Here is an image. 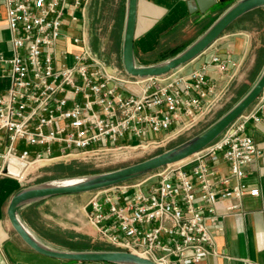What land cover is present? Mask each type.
<instances>
[{"label": "built area", "instance_id": "2783aa9c", "mask_svg": "<svg viewBox=\"0 0 264 264\" xmlns=\"http://www.w3.org/2000/svg\"><path fill=\"white\" fill-rule=\"evenodd\" d=\"M215 1L232 5L240 0ZM87 4L0 0V21L11 31L12 53L0 55L11 80L0 92V178L24 182L43 163L131 147L152 134L163 132V142L226 96L228 85L219 88L215 81L237 65L231 54H216L189 74L132 77L91 46ZM70 27L80 35L64 31ZM61 40L65 46L59 48ZM210 67L217 80L208 76ZM250 125L264 129V88L248 110L193 157L140 181L92 192L83 211L95 239L156 264H197L216 254L214 234L223 229L217 203L260 195L259 188L244 182L262 153L247 133ZM222 162L227 173L219 168Z\"/></svg>", "mask_w": 264, "mask_h": 264}, {"label": "crops", "instance_id": "0c3cea01", "mask_svg": "<svg viewBox=\"0 0 264 264\" xmlns=\"http://www.w3.org/2000/svg\"><path fill=\"white\" fill-rule=\"evenodd\" d=\"M261 8L264 9V7ZM172 11L176 12L175 16L169 18ZM220 14L221 11L215 7L206 14H201L198 11L190 13L187 1L182 0H138L134 40L137 62L141 65L161 62L158 61L161 54L158 53V49L163 42L162 37L175 25L186 20V25L182 30L185 33L199 19L202 18L203 24H206ZM121 41L123 44V34ZM262 47H264L263 44L260 45L259 49ZM249 49L250 39L248 35L239 31H225L206 51L171 73L189 74L204 64H209L216 54L223 58L227 54H231L237 65L230 67L228 75L223 80L215 81L219 88L225 84L230 88L231 81L240 73ZM0 55L5 57L12 55L11 31L4 21H0ZM263 70L264 66L258 78ZM8 71L9 65L0 63V92H4L10 87L11 80ZM208 76L217 80L218 75L213 67L208 69ZM247 133L253 136L262 153L248 168L244 182L250 188H259L260 195L257 197L245 195L240 201L231 198L220 200L217 203L216 211L223 229L214 234L213 250L216 254L208 256L197 264H264V129L250 125ZM219 168L225 173L228 172V166L225 162L220 163ZM154 180L152 179L146 184H150ZM23 187H26L23 182L16 179L5 176L0 178V264H73L69 263L71 261H62L35 252L13 229L7 215V207L12 195ZM85 194L87 193L51 197L36 208L43 218H51L62 230L88 236L89 234L93 235L94 231L83 211L84 205L89 201H83ZM235 204L240 206L235 210H229V207ZM40 206H43L44 209H40ZM52 208L56 213L53 212ZM52 215L58 220L53 219ZM77 264L88 263L78 262Z\"/></svg>", "mask_w": 264, "mask_h": 264}, {"label": "water", "instance_id": "95a60500", "mask_svg": "<svg viewBox=\"0 0 264 264\" xmlns=\"http://www.w3.org/2000/svg\"><path fill=\"white\" fill-rule=\"evenodd\" d=\"M215 0H189V12L206 14ZM264 0H240L224 11L212 25L183 51L164 61L141 65L134 51L138 0L126 1L122 44V65L132 77H156L171 73L206 51L238 19L257 8ZM264 88V70L252 88L226 113L194 137L146 160L98 174L56 179L17 190L11 197L7 215L19 237L35 252L62 261L79 263L156 264L150 259L120 250L68 251L40 239L21 219L20 211L36 202L61 195L92 193L148 176L169 165L183 162L209 146L256 101Z\"/></svg>", "mask_w": 264, "mask_h": 264}, {"label": "rangeland", "instance_id": "374dc122", "mask_svg": "<svg viewBox=\"0 0 264 264\" xmlns=\"http://www.w3.org/2000/svg\"><path fill=\"white\" fill-rule=\"evenodd\" d=\"M120 2L121 0H88L85 14L86 24L89 29L91 46L93 47L94 43H96L99 46L98 49H101L102 52H106L110 55L109 60H113L115 64H117L124 70L122 65V43L119 46L117 45V42H115V36H117L116 33L118 34L119 31H121L120 27L117 24ZM230 4L231 2L217 3L215 5V8L219 9L222 12ZM175 13V11H172L169 15V18L175 16ZM67 22L69 23L70 20H67ZM209 23L210 22H208V24ZM124 24L125 20L123 22V25L121 26L122 34ZM200 27L201 26L195 24L193 27L188 28L182 35L178 34L175 39L170 41L169 47L178 48L182 47L187 42H191L192 40L197 38L198 33L202 32L205 28V26L201 27V29ZM64 31L68 34L70 33L72 35H80V33L76 29L74 30L71 27L69 29H64ZM231 31H239L248 35L250 39V49L242 65L240 73L231 81L230 88H228L223 101L220 102L217 107H215L212 111H210L196 123L190 125L182 132L176 133V130L173 131L174 135L163 142H160L163 139L164 135V133L162 132L159 134H152L151 137L143 143L139 144V142H133L131 143V147L113 149L110 151L94 153L67 160L43 163L37 170L27 174L23 185L30 186L52 181L55 180L54 177L57 175L68 174L71 172L85 174L84 176H88L93 175L96 172L102 173L116 170L146 160L152 156L164 152L194 137L195 135L206 129L220 116L226 113L231 107H233L246 94L244 93V91L242 92L244 95L241 93L244 88L248 92L257 81V79L255 82L251 81L249 77L256 67L257 52L261 45V37H263V29H261V17L259 15L248 16V18L246 17L238 24L235 29H232ZM64 46L65 41L61 40L59 43V48ZM127 88L133 92L139 91V89L134 85H127ZM61 164L73 165V169H55V167ZM143 178L144 177L140 178V180ZM137 181H139V179ZM91 196L92 193L85 194L83 196V201L87 202ZM40 209H44V207L40 206ZM53 212L56 213L55 210H53ZM51 217L55 220H58L54 215H52ZM41 221L48 228L61 229L59 226H57L58 224L51 218H43L41 216ZM89 237L93 241L102 243L101 241L96 240L95 237L91 234H89Z\"/></svg>", "mask_w": 264, "mask_h": 264}, {"label": "trees", "instance_id": "16d2710c", "mask_svg": "<svg viewBox=\"0 0 264 264\" xmlns=\"http://www.w3.org/2000/svg\"><path fill=\"white\" fill-rule=\"evenodd\" d=\"M126 1L127 0H121L119 12H118V26L120 27L119 33L115 36V42H117V45L120 46L122 43V25L125 20V14H126ZM231 5H229L227 8H229ZM226 8V9H227ZM225 9V10H226ZM224 11L221 12V14ZM220 14V15H221ZM219 15V16H220ZM248 15H259L261 17V29H263V37H261V44L264 45V9L263 8H257L253 11H251ZM248 15H245L238 19L234 24H232L226 31L235 29L238 24L243 21ZM218 16V17H219ZM217 17V18H218ZM210 20L209 24L208 22L206 24L204 23V20L201 18L199 19L196 24L201 25V27L205 26L204 30L202 32L198 33V37L202 35L209 26L217 19ZM186 25V20L182 21L181 23L175 25L169 32L165 33L162 37L161 44L159 45L158 53H161L159 56L158 61H164L168 58L174 57L181 51H183L185 48H187L192 42H194L197 38H195L192 42H187L182 47L174 48L169 47L170 41L175 39L178 34H183V28ZM201 29V28H200ZM168 37V38H167ZM99 46L94 43L93 49L97 52H99L106 60L110 59V55L106 52H102L101 49H98ZM264 66V47L260 48L257 52L256 57V67L250 74L249 79L251 81H256L258 78L262 68ZM244 91V93H247V90H242L241 93ZM246 91V92H245ZM239 93V94H241ZM243 94V93H242ZM244 95V94H243ZM230 108V107H229ZM228 108V109H229ZM55 169L59 170H71L73 169V165H59L55 167ZM100 172H96L94 174H98ZM85 174H78V173H68V174H60L54 177V179H62V178H72V177H80L84 176ZM138 180V179H137ZM136 181V180H133ZM132 182V181H130ZM46 200V199H45ZM36 202L34 204H31L29 207L23 209L20 211V217L21 219L28 225V227L43 241L46 243L57 247L59 249L68 250V251H86V250H115L110 245H106L104 243H99L98 241H93L88 235L76 233L73 231H65L62 229H51L46 227V225L41 221V213L37 210L36 207H38L39 204H41L43 201ZM73 264H77L78 262H69Z\"/></svg>", "mask_w": 264, "mask_h": 264}]
</instances>
